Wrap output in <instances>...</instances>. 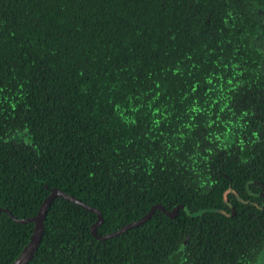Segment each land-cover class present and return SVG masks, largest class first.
<instances>
[{
  "label": "trees",
  "instance_id": "16d2710c",
  "mask_svg": "<svg viewBox=\"0 0 264 264\" xmlns=\"http://www.w3.org/2000/svg\"><path fill=\"white\" fill-rule=\"evenodd\" d=\"M264 0H0V264H264Z\"/></svg>",
  "mask_w": 264,
  "mask_h": 264
},
{
  "label": "water",
  "instance_id": "95a60500",
  "mask_svg": "<svg viewBox=\"0 0 264 264\" xmlns=\"http://www.w3.org/2000/svg\"><path fill=\"white\" fill-rule=\"evenodd\" d=\"M57 197H62V198L66 199L72 203L78 204L79 206H81L82 208H84L87 211H90L92 213L97 214L99 220L92 227V233H93V236L97 240H100V241H105V240L117 237V236L125 233L128 230H131L135 227H138V226L146 223L147 221H149L151 219L152 215L154 214V212L157 209H160L163 212H165L168 215V217H170V218H176L180 209H184L186 211V213L192 217H198L199 215H201V213L191 214V212L187 208H185L184 206H177L172 211H169V212H166L161 206H155L154 208H152V210L150 211V213L148 215L141 218L139 221L130 223L127 226L121 228L120 230L113 232L111 234H108L106 236H98L97 235V228L103 222V218H102L100 211L96 208H93V207L87 205V204H84L83 202H80L77 198H74V197L68 195L67 193L63 192L60 189H54L51 192V194L43 202L37 216H35L33 218L18 219V218L13 217V215L9 211L5 210V212L8 213L9 216L11 218H13V220L18 222V223H21V224L34 223L35 224L34 231H33V234L31 236V239H30L28 246L24 249L22 254L16 259V261L13 264H27L34 257L35 253L37 252V250L40 246L42 237L44 235L45 222H46L47 213L49 211V207H50L51 203L53 202V200H55ZM0 211H1V209H0Z\"/></svg>",
  "mask_w": 264,
  "mask_h": 264
}]
</instances>
